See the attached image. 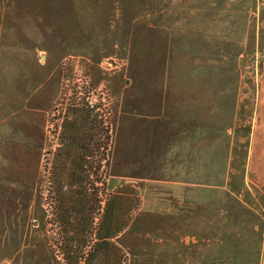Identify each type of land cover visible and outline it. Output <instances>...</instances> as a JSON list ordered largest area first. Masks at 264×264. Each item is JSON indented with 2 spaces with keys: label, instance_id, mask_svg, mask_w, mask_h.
I'll use <instances>...</instances> for the list:
<instances>
[{
  "label": "rangeland",
  "instance_id": "rangeland-1",
  "mask_svg": "<svg viewBox=\"0 0 264 264\" xmlns=\"http://www.w3.org/2000/svg\"><path fill=\"white\" fill-rule=\"evenodd\" d=\"M167 3L0 0V261H62L53 175L94 124L88 178L118 213L134 203L112 239L121 264H264V0L183 2L203 36L182 54L198 55L180 76L197 91L181 93L164 87L176 43L142 27Z\"/></svg>",
  "mask_w": 264,
  "mask_h": 264
},
{
  "label": "trees",
  "instance_id": "trees-1",
  "mask_svg": "<svg viewBox=\"0 0 264 264\" xmlns=\"http://www.w3.org/2000/svg\"><path fill=\"white\" fill-rule=\"evenodd\" d=\"M93 128L94 124L88 129L89 136L82 137L75 153L53 175V220L62 256L58 264H121V250L112 239L127 226L134 203L123 197L127 205L123 212L119 206L118 213L116 196L99 199L98 189L88 178L99 167H94L93 158L101 143H93Z\"/></svg>",
  "mask_w": 264,
  "mask_h": 264
},
{
  "label": "crops",
  "instance_id": "crops-1",
  "mask_svg": "<svg viewBox=\"0 0 264 264\" xmlns=\"http://www.w3.org/2000/svg\"><path fill=\"white\" fill-rule=\"evenodd\" d=\"M185 1H187V0H179L178 4L176 5V7L178 8L177 11L179 13L177 15L178 18H176L175 20L165 18V15H166L165 12L170 6V3H169L170 0H168L167 5L162 4L163 8L161 10V20H160L161 22L157 21V20L156 21L151 20V22L146 21V24L144 26H142L144 29H146V31H145L146 35L145 36L147 38L152 39L160 29L161 34H159V37H161V39L163 41H165V40L168 41V40L172 39V42L174 44L176 43V45H177V52L175 51L174 54L169 55V56H171V57H169L171 59L169 60L168 66L164 67V71H163V75L165 77H168L167 81L175 83V84H171L172 87H168V85L170 83H167L164 86L165 89H167V91L170 93L171 92L172 93H174V92H180L181 93V92H186V91H194V92L197 91V90H193L190 88L184 89V91H182V87L180 85V81H181L180 76L195 77V75H197L200 72V66H199V64L196 63V60H199L198 55L195 54V52H193V54L191 53L192 55L190 54L189 56L182 58V54L186 49H189L190 43H191V45H193L191 47L195 48L194 45L198 42L197 38L200 39V41H199V43H200L202 41V36H203L202 29H201V27H203V25H202V22L199 21V19H197L198 17L196 14L201 9H199L198 5L197 6L193 5L189 9H185L183 7V4L185 3ZM230 5L231 4L227 1L225 6H226V8H229ZM216 6L217 5H214V7H216ZM169 10H170V8H169ZM183 11L185 13L188 12L189 17L190 18L193 17V19H190V18L187 19L185 17V15L183 16L181 14V12H183ZM213 22H215V21L210 19V21L208 22V26H206V28L208 27L209 31H207V29H206L204 34H207V36L209 35V38H212V36H214V38L216 39L217 30H216V26L213 25ZM242 28H244V26H242ZM134 29H136L135 25H134ZM248 32H249V29L247 26L245 36L248 35ZM241 34H242V37H244V29H242ZM189 37H192L194 40H191V42L190 41L187 42V39H190ZM170 42L171 41H168V43H170ZM82 43H84V42H82ZM90 43L91 42L89 41L88 44H86V45H88L89 47H93V48L97 47L98 43L95 45H92ZM115 46L116 45L113 44L112 48H111L114 50V54L116 53ZM106 50L107 49H102L101 47L97 48L98 54L101 52L104 54L107 52ZM188 53L189 52H186L185 54H188ZM79 54H88V53L80 52ZM88 55H90V54H88ZM172 60H174V62H172ZM185 60H186V63H185ZM171 65H174V67L171 68ZM186 65H188V67H186ZM190 68H192V69H190ZM193 118H194V123L200 124L199 119H197L199 117L193 116ZM175 121H176L177 125H181V127H182V129L180 130L181 132H178V136L176 137V139H178L180 137L182 139H184L186 136V134H185V123H186L185 114H183V117H175ZM178 131H179V126H178Z\"/></svg>",
  "mask_w": 264,
  "mask_h": 264
},
{
  "label": "built area",
  "instance_id": "built-area-1",
  "mask_svg": "<svg viewBox=\"0 0 264 264\" xmlns=\"http://www.w3.org/2000/svg\"><path fill=\"white\" fill-rule=\"evenodd\" d=\"M0 264H12L10 261H0Z\"/></svg>",
  "mask_w": 264,
  "mask_h": 264
}]
</instances>
